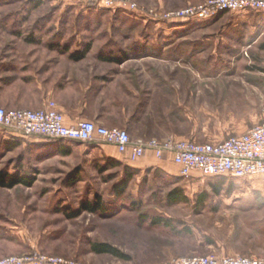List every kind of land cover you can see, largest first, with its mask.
I'll return each mask as SVG.
<instances>
[{
	"label": "rangeland",
	"instance_id": "1",
	"mask_svg": "<svg viewBox=\"0 0 264 264\" xmlns=\"http://www.w3.org/2000/svg\"><path fill=\"white\" fill-rule=\"evenodd\" d=\"M132 1L138 22L113 15L75 18L120 9L0 0V35L13 29L17 34L45 33L34 37L39 45L57 24L65 39L77 32L91 44L86 61L100 60V50L114 43L112 55L126 62L99 64V73L108 80L120 76L119 86L143 84L136 120L146 138L215 142L258 124L264 117V33L259 26L254 29L253 20L264 12L226 10L210 20H173V13L209 0ZM136 33L138 51L133 47ZM140 74L142 81H130ZM0 94L9 96L11 90ZM7 136L12 135L0 127V170L27 174L32 183L0 186V258L34 252L84 264H160L204 255L264 258V175L186 179L146 169L124 190L127 172L101 160L102 153L92 150L97 143L64 142L77 143L64 155L58 140L31 149L26 144L38 136ZM10 141L20 144L8 149ZM177 186L189 199L169 204L167 193ZM202 196L206 200L199 206ZM96 199L99 212L69 215ZM159 215L169 218L174 230L153 225L150 218ZM101 243L117 247L120 255L97 252L95 244Z\"/></svg>",
	"mask_w": 264,
	"mask_h": 264
},
{
	"label": "crops",
	"instance_id": "2",
	"mask_svg": "<svg viewBox=\"0 0 264 264\" xmlns=\"http://www.w3.org/2000/svg\"><path fill=\"white\" fill-rule=\"evenodd\" d=\"M96 15H113L131 22L136 20L138 22V11L128 10L85 12L76 14L75 18L89 20ZM70 17L73 16L68 18ZM58 19H61V16H58ZM253 21L254 29L259 26L260 32L264 33V15ZM186 26L174 25L173 29H182ZM55 27L57 29L51 37L48 39H45L46 36L43 37L39 45L38 42H34L35 38L45 33L17 34V30L13 29V32L7 35H0V92L7 91L9 88L11 90L9 96L0 94V105L4 107L33 106L34 110L54 107L65 116L67 125L90 119L109 128L129 129L137 133L136 138L144 137L145 134L136 120V115L140 113L137 109L141 103L143 84L139 85L138 82L142 81V74L129 78L130 81L138 83L137 85L132 83L124 87L119 86L120 76L113 75L108 80L105 74L99 73L98 70L99 64L117 66L125 64L126 61H120L116 55H112L117 51L114 43L100 50L98 55L100 60L86 61L92 46L83 38V35L73 32L69 38L65 39L60 30L61 27L57 24ZM134 40L136 45L133 47L138 51L140 49L139 33H136ZM22 41L25 44H22L24 47L20 48L22 45L19 42ZM46 141L47 139L40 136L30 138V143L26 145H36L40 148L48 146ZM76 144L70 142L66 145L73 148ZM92 150L101 152L100 158L103 161L116 158L123 165L138 169L141 173L148 168H160L171 174L178 173L176 164L169 156L158 158L149 153L141 159L131 160L129 156L120 153L115 145L106 143H98Z\"/></svg>",
	"mask_w": 264,
	"mask_h": 264
},
{
	"label": "built area",
	"instance_id": "3",
	"mask_svg": "<svg viewBox=\"0 0 264 264\" xmlns=\"http://www.w3.org/2000/svg\"><path fill=\"white\" fill-rule=\"evenodd\" d=\"M58 4L81 7L94 6L138 11L132 0H52ZM246 10L264 12V0H209L187 7L171 15L173 20H210L220 13ZM171 18L170 16H168ZM54 102L52 104V107ZM0 127L7 130L9 138L44 137L51 141L78 143H106L131 160L152 153L158 158L171 157L182 178L204 176L235 177L245 179L264 175V117L243 133L231 134L219 141H198L174 136L167 138H133L128 129L112 127L83 119L67 125L65 116L54 107L34 110L6 108L0 105ZM0 264H84L82 261L40 252L0 258ZM160 264H264V258L250 256H189L178 257Z\"/></svg>",
	"mask_w": 264,
	"mask_h": 264
},
{
	"label": "trees",
	"instance_id": "4",
	"mask_svg": "<svg viewBox=\"0 0 264 264\" xmlns=\"http://www.w3.org/2000/svg\"><path fill=\"white\" fill-rule=\"evenodd\" d=\"M43 0H36V3L42 2ZM55 141V140H54ZM53 141V142H54ZM56 142V143H55ZM54 143L57 144V149L59 152H61L62 154L66 155L69 154L70 152H72L73 148L71 146H67L66 144H62L60 141H55ZM54 143H46L47 145H51ZM20 144V142L17 141H10V142H6V146H8V149L11 148H15L16 146H18ZM31 149H38L39 147L36 145H30ZM106 164L107 165H121L122 168L124 169V171H126L127 175H126V179L124 180V182L121 184L122 189H126L128 186L127 184L129 183L130 179L136 175L138 172H140L138 169H135L131 166H125L123 165L122 162H120L119 160H117L116 158H109L106 160ZM105 164V165H106ZM104 165V166H105ZM148 169H153V168H148ZM158 170H161L160 168H157ZM154 169V170H157ZM163 172L165 173L166 177L170 178L169 176H171L172 174L169 172H166L163 170ZM224 179V177H223ZM32 181L30 180V177H28V175H21L17 172L15 173H8L6 171H1L0 170V186L5 187V188H12L13 186L17 185V184H24V185H31ZM219 189V188H217ZM167 199L169 204H173V203H182V202H187L188 201V196L185 194L184 190L180 187H173V189H171L168 193H167ZM206 198L205 196L201 197V200L198 202V205H202L205 202ZM101 209V201H99L98 199H96L95 201H85V203L82 205V208L78 210V212H71V214H69L70 216H77L78 214H80V212L82 211H89V212H99ZM150 221L153 225H164L168 228H171L174 230V226L172 221L169 218H165L162 215L159 216H154L150 218ZM95 250L99 253L105 252V253H110L114 256L116 255H120V252L118 250L117 247H114L113 245H110L108 243H101V244H95Z\"/></svg>",
	"mask_w": 264,
	"mask_h": 264
}]
</instances>
